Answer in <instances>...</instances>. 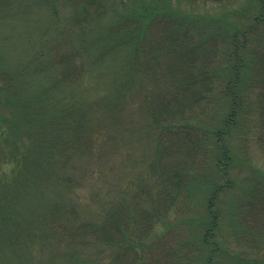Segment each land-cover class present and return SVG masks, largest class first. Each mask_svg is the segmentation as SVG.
<instances>
[{"label":"trees","instance_id":"trees-1","mask_svg":"<svg viewBox=\"0 0 264 264\" xmlns=\"http://www.w3.org/2000/svg\"><path fill=\"white\" fill-rule=\"evenodd\" d=\"M235 1L64 0L69 15L64 17L63 28L57 26V39L50 38L44 42L45 50L40 48V54L38 51L32 53L30 61H23L14 69H0V89L2 87L9 92L6 97L18 106L16 112L32 129L31 146L21 152L14 150L6 156L5 163H12V174L9 182L1 185L0 209L6 206L7 196L46 195L40 204L23 210L26 218H18L19 212L5 224L0 219V250L28 241L33 234L44 239L53 233L58 235L56 229L70 242L72 234L80 228L81 233L88 232L94 236L97 244L102 246V252L107 245L111 246L112 261L121 251L131 247L133 255L129 264H151L146 255H150L152 248L141 253L144 246L137 248L136 241L143 243L146 234L152 231L151 225L165 217L169 210L175 209L182 218L179 210L185 208L184 201L194 203V200H199L193 188L195 182L198 183L197 179H203L204 172L210 168L213 170L205 188L209 198L214 200L223 187L228 188L232 184L226 180V172L236 164L234 157H238L235 152L238 144L239 151L246 152V143L253 140L264 154V0H249L246 14L252 18L248 21L229 20V14L237 15L239 11L230 10L224 16L210 14L212 7L224 10ZM14 6L15 0H0V26L7 21V13L12 12ZM114 11L119 15L105 24L106 17ZM61 31L64 35L62 42ZM69 35L76 37L77 45L74 46L75 41L70 45L72 39ZM49 40H52L51 45ZM125 47L131 50L133 69L143 71L146 78L141 83L144 85L143 93L130 104L131 114L136 106L143 116L146 130L153 131L157 146L158 164L153 166L158 182L154 199L158 202V209L154 219L147 218L153 220L152 223L143 219L141 236L128 234L123 228L121 202L105 212L102 207L94 217L97 221L93 219L92 222L75 217L79 215L76 202L65 204V194L75 182L73 174H67L64 168L68 162V149L77 150L74 143L88 144V134L91 137L89 147L78 148L77 151L97 160L106 154L108 146L99 134L100 123L95 118L109 103L101 107L97 99L98 104H94L95 101L87 104L80 98H74L73 94L65 95L63 89H72L70 85L74 82L71 81L79 78L82 64L83 69L91 66V61L96 65ZM53 51L54 63H60V70L59 65L54 66L51 62ZM54 55L60 60L56 61ZM75 57H81L77 72L73 70ZM83 61L87 63L86 67ZM55 68L63 78L47 85L43 91L48 95L55 93L57 101L49 107L39 106L34 112L21 96L19 83L25 84L30 72L49 69L55 72ZM4 73L11 76L10 80L4 77ZM71 75L74 78L68 79ZM130 86L128 93H131V88L133 90L132 82ZM60 88L62 91L59 93ZM112 92L114 95L110 102L120 103L124 92H120L119 86ZM30 115H33L32 119ZM5 122L0 111V134H4ZM231 133L236 140L229 143ZM161 161L165 163L163 167L159 166ZM237 164L252 166L245 158L238 160ZM252 172L253 176L240 190L232 218L231 234L239 250L223 249L215 240L218 223L209 208L202 211L199 218L192 216L193 222L192 218H187L182 220L185 223H180L193 225L188 237L190 243L173 240V235L180 237V232H186L189 226L175 232L172 227L169 244L160 250L161 258L156 259V264H194L198 259L201 264H212L211 259L219 248L223 254L228 251L226 255L233 264H264V170L254 167ZM57 186H60V192L54 193V199L45 203ZM37 205L46 214L39 215ZM19 222L22 226L16 227ZM206 227L208 230L204 233L202 228ZM33 229L37 233L35 230L30 233ZM69 245L72 246L71 242Z\"/></svg>","mask_w":264,"mask_h":264},{"label":"rangeland","instance_id":"rangeland-1","mask_svg":"<svg viewBox=\"0 0 264 264\" xmlns=\"http://www.w3.org/2000/svg\"><path fill=\"white\" fill-rule=\"evenodd\" d=\"M249 3V0H237L224 7V10L221 7L220 9L212 7L210 14L215 15L220 13L219 15L224 16L230 10L234 12L239 11L240 14L237 15L229 14V20L231 21L233 18L236 22L248 21L249 18H252L246 14V9L249 10ZM28 5L30 6L27 7ZM7 14V21L4 22V25L0 26V69L10 70L14 69L19 63L27 61L32 53L38 51L37 54H40L42 52L40 48L44 49L45 45L43 43L48 39L52 38L56 40L58 37L57 26L64 27V17L65 15L68 17L69 11L65 6L64 0H15L14 9ZM118 15V11L110 13L104 23L112 22ZM155 32L151 31L150 33ZM71 35H69L72 39L70 45L74 44L76 38ZM63 36V32L61 31V42ZM51 42L52 40L48 41L49 45H51ZM75 45H77L76 41ZM91 50L94 51L93 49ZM53 54L54 51L51 53V62L54 66H58L60 63H54ZM54 58L56 61L60 60L55 55ZM130 58L131 50L125 47L98 61L96 65L91 63L92 61L89 62L91 66L84 69L83 64L80 68L81 57L80 59L76 57L74 59L73 70L77 72L79 71L78 68H80V79L72 80L71 82H74L70 85L72 89L68 87L64 88L63 90L65 91L63 93L65 95L73 94L74 98H80L87 104L94 101V104H98L99 101V105L103 107L106 103H109L104 112L95 118L99 120L98 131L108 146V151L98 160L78 152V148L80 150V148L85 149L89 147L91 137L88 134V144L74 143V146H78L77 150L76 148L68 149V162L64 168L67 174H73L71 176L75 182H72L73 188L65 194V204L76 202L79 215L75 217L84 218L79 220H89L92 222L94 217H96L95 215L98 216V212L102 207L105 212L107 208L112 209L113 205L121 202L123 228L127 230L128 234L135 233V235L141 236L143 233V225L141 224L143 219H145L144 222L152 223L153 220L150 219H154L155 211L158 209V202L154 201L158 190V182L156 174L154 175L155 166H153L155 165L154 163L158 164V160L155 155L157 146L153 131H150L151 129L146 130L143 116L140 114L141 112L138 113L136 106L134 113L131 114L130 104L136 101L140 94L143 93L142 88L144 85L141 83L146 81V78L143 71L138 72L136 69H133ZM84 63L86 67L87 63ZM60 67L61 65H59V70ZM55 69V72L53 69L30 72L28 73L26 83L23 85L19 83L22 91L21 96H23L26 103L32 106L34 112L37 111V107L39 106L42 108L49 107V104L56 103L57 101L54 96L55 93L48 95L43 91L47 85L57 79L61 80L63 78L62 73L60 76L59 70ZM13 73L14 71L11 74ZM59 76L60 78H58ZM4 77L10 80L11 76L9 77L8 74H5ZM14 77L17 78L15 74ZM73 78L74 75L68 77V79ZM131 82L134 87L133 90L131 88V93H128ZM121 83L123 84L121 85ZM110 84H112L111 87L109 86ZM59 85L62 84L59 83ZM118 86L120 92H124V95L120 97V103L110 102V98L114 95L112 91ZM60 91H62V88H60L59 93ZM6 93L9 92L1 87L0 111L1 116H4L6 122L3 126L4 134H0V190L2 183L9 182L8 179L12 174V163H5L7 160L6 156L14 150L18 152L25 151V147L28 146L29 148L32 144V129L30 124H27L26 119L19 112H16L15 108H18V106H14L10 98L6 97ZM59 93H56V95ZM112 106L114 107L112 108ZM120 107H123L124 110L122 111L123 108L119 110ZM12 108L15 110V113ZM121 111L122 113H120ZM32 117L33 115H30V119ZM92 121L90 125H92ZM231 135L232 133L228 136L229 143L231 140H236V136L233 137ZM85 136V134L82 136L83 140ZM246 145L248 146V150L245 152L243 150L239 151L238 144L237 151L235 150L238 157H234L236 164L234 163L233 167H228L229 170L226 172V180L232 181L230 187H223L219 191L217 198L211 200L209 195H207V188H205V182L213 176L211 174L213 170L210 168V171L204 172L203 179H197L198 183L195 182L193 191L196 193L195 197L199 198V200H194V203L184 201L183 207L185 208L179 210L182 212V218L176 214L175 209L169 210L165 217L151 225L152 231L146 234L147 237L143 243L136 241L135 245H139L137 248L141 249L144 246L141 253L152 248L150 255L148 253L146 255V257H149L151 264H156V259L161 258L160 250L169 244L170 235L173 234L172 227H174L175 232L176 229H180L181 231V229L189 226V230L187 229L184 233L180 232L181 234L179 233L180 237H174L173 235V240L190 243L188 242V237L191 236L192 231L190 227L193 228V225L180 223H185L182 220L187 218H192L193 222L194 218L192 216L199 218V214L209 208L210 214L214 216L213 218L218 223L215 229V240L223 249L231 252L239 250L231 234L235 203L240 196V190L245 187L250 176H253V168L256 167V169L264 170V154L254 144L253 140L249 144L246 143ZM166 158L168 159V157ZM242 158L247 159L252 166L237 164V161ZM164 165L165 163L162 161L159 163L161 167ZM201 183L204 184L201 185ZM60 190V186L55 187V192L51 193L47 200H45V203L52 201L55 194L57 195ZM45 198L46 195L17 196L16 194L7 196L5 201L6 206L0 209V219H3L2 222L5 224L7 220L9 221L12 220V217L14 218L13 214L19 212L20 214L17 217L23 218V210H28L30 206L40 204L39 202ZM105 200L107 202L103 206ZM211 203L212 205H209ZM37 208L39 215L41 213L46 214V211L42 210L40 205H37ZM148 217L150 219H147ZM94 220L97 221V219ZM17 225L22 226L21 222L17 223L16 227ZM34 230H31L30 233H34ZM56 230L59 233L58 235L53 233L50 234L51 236H47L46 239L33 234L28 241L19 242L12 248L4 247L3 250H0V264L6 262L7 264H129V261L132 259L130 257L133 255L131 247H127L124 252L121 251L116 260L112 261L113 250L111 246L107 245L102 249V252L100 249L102 246L97 244L91 233H81L80 228H78L72 234L71 246L66 237L58 229ZM207 230L208 227L202 228L203 232ZM163 232L169 233L162 238ZM195 238L198 239L196 236ZM227 252L223 254V250L219 248L211 259L212 264H233L228 258L229 256L226 255ZM70 253L76 256H72ZM173 261L174 258L172 259V263ZM195 261L194 264H201L200 259Z\"/></svg>","mask_w":264,"mask_h":264}]
</instances>
